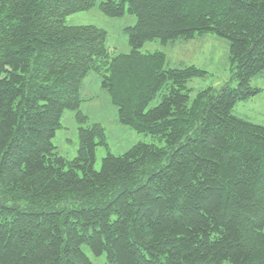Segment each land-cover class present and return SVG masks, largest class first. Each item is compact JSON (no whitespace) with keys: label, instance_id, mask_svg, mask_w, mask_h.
Returning <instances> with one entry per match:
<instances>
[{"label":"trees","instance_id":"obj_1","mask_svg":"<svg viewBox=\"0 0 264 264\" xmlns=\"http://www.w3.org/2000/svg\"><path fill=\"white\" fill-rule=\"evenodd\" d=\"M97 0H0V264H264V126L233 108L260 92L264 0H103L108 17H135L129 52L111 54L94 26L65 18ZM215 34L229 43L231 78L190 98L206 73L165 68L140 49ZM100 79L118 121L155 143L120 156L98 123L78 128L72 160L52 144L82 83ZM159 103L149 104L156 98Z\"/></svg>","mask_w":264,"mask_h":264},{"label":"rangeland","instance_id":"obj_2","mask_svg":"<svg viewBox=\"0 0 264 264\" xmlns=\"http://www.w3.org/2000/svg\"><path fill=\"white\" fill-rule=\"evenodd\" d=\"M88 11L78 12L65 18L69 26H94L106 34L105 44L111 54H126L129 52L128 35L126 28L135 25V17L125 14L122 17H108L99 10L100 2ZM143 54L161 52L165 56V68L184 69L195 67L205 72L201 77L192 78L186 87L190 89V98L205 89L212 88L219 91L224 84L231 88L237 87V82L231 78L229 61V43L226 39L215 34L197 36L195 39L185 41L177 39L167 44L159 40L147 42L140 49ZM250 85L260 92L253 97L238 101L234 108V116L244 119L249 123L264 126V74L251 79ZM82 100L79 112L86 117L84 123L76 120V111L64 110L60 117V128L56 130L52 144L56 152L67 160H72L78 150V128L98 123L104 129L107 148L99 146L95 150V171H99L102 158L110 153L120 156L137 143H155L160 145L151 136L137 134L129 127L123 126L118 121L116 108L111 104L105 91L100 87V79L89 73L82 83L80 92ZM156 97L148 108L159 103ZM82 251L92 264H107L105 253L93 255L87 246H81Z\"/></svg>","mask_w":264,"mask_h":264}]
</instances>
